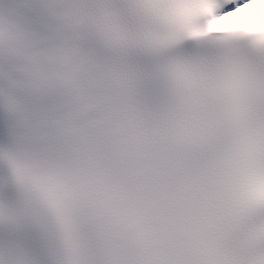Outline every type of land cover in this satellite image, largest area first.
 I'll return each mask as SVG.
<instances>
[{"label":"snow or ice","instance_id":"6c2138e0","mask_svg":"<svg viewBox=\"0 0 264 264\" xmlns=\"http://www.w3.org/2000/svg\"><path fill=\"white\" fill-rule=\"evenodd\" d=\"M0 264H264V0H0Z\"/></svg>","mask_w":264,"mask_h":264}]
</instances>
